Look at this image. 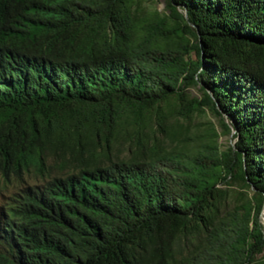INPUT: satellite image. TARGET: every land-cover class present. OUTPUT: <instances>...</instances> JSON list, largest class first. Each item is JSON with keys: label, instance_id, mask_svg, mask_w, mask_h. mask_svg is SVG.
<instances>
[{"label": "trees", "instance_id": "16d2710c", "mask_svg": "<svg viewBox=\"0 0 264 264\" xmlns=\"http://www.w3.org/2000/svg\"><path fill=\"white\" fill-rule=\"evenodd\" d=\"M167 2L0 0V264H256L264 0Z\"/></svg>", "mask_w": 264, "mask_h": 264}, {"label": "rangeland", "instance_id": "374dc122", "mask_svg": "<svg viewBox=\"0 0 264 264\" xmlns=\"http://www.w3.org/2000/svg\"><path fill=\"white\" fill-rule=\"evenodd\" d=\"M142 5L147 7L150 10H159L162 14H170V10L168 9V2L167 0H141ZM196 52H193L192 57L196 58ZM188 92L190 96H198L201 97L203 95V91L200 88L199 85L191 86L188 89ZM213 121L215 125L217 126L218 130L222 131L221 126V119L218 114H216L213 110L206 107L203 112H198L195 115L194 122L198 121ZM236 131H234L232 134H222L220 137V144L222 146V149H226L229 145L236 142V139L234 137V134ZM114 153L118 154L120 153L122 156H129V150L128 148H124L120 151H115ZM113 159H116V156H112ZM103 157H101L100 160H102ZM109 158H106V161H108ZM55 158L52 157L49 160V163H54ZM51 174L56 173V169L51 168ZM49 175V174H48ZM44 175L40 171H31L25 175V179H16L12 177L10 180H6L3 176L0 175V205L6 201L15 191H17L21 186L27 184V183H39L44 179ZM222 189H229L228 193L224 196L222 199V211L225 209L232 208L235 204L236 196L239 194L241 190L246 191L245 193L252 194L253 188H243L241 185V182L235 183V184H220L219 185ZM263 220H264V214H263ZM194 234L197 237L196 230L193 229ZM193 237V233H189L188 235H182L181 239H179L180 244L177 246L178 251V257L181 259L182 255H185L187 253V250H189L191 245V240ZM197 241V239H195ZM185 253V254H184ZM256 264H264V251L257 254L256 258Z\"/></svg>", "mask_w": 264, "mask_h": 264}]
</instances>
